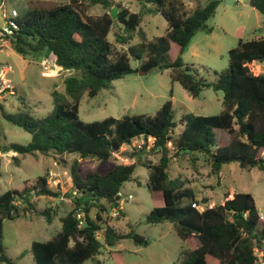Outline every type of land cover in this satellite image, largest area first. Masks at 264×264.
Returning <instances> with one entry per match:
<instances>
[{"label": "trees", "instance_id": "obj_1", "mask_svg": "<svg viewBox=\"0 0 264 264\" xmlns=\"http://www.w3.org/2000/svg\"><path fill=\"white\" fill-rule=\"evenodd\" d=\"M148 11L159 12L167 27L162 35L147 38L140 27L141 12L131 11L115 0H29L28 9L14 19L16 27L9 35L13 50L34 58L53 55V63L63 77L64 91L53 88L50 95L53 110L43 118H35L25 105L16 112H7L0 106V115L11 124L31 135L25 144L1 145L2 152L12 151L21 156L41 153L61 155L75 153L68 174L74 208L59 217L60 230L45 241H32L30 252L34 264H82L100 252L102 243L97 232L102 229L103 244L116 245L130 237L136 244L147 240L133 231L124 234L101 216L106 210L101 201L115 205L116 195L124 182L130 179L134 163L115 164L105 173L99 168L85 175L80 173V162L87 157L99 162L108 160L123 144L143 134L154 137L152 150H160L156 163L146 161L147 187L160 201L146 215L148 223L170 222L187 247L179 251L180 264H254L253 248L264 241V221L259 216L254 198L249 192H234L224 196L220 204L208 207V199L200 201L186 181L168 175L169 146L175 156L188 154L195 158L204 155L210 169L219 174L224 164L237 162L241 168L257 167L264 172V74H253L252 62L264 63V38L240 40L228 50L229 67L214 71L215 81L208 82L191 65L177 56L163 65L159 60L176 45L183 50L199 30L210 32L206 21L214 14L218 0H207L200 7L186 11L184 0H140ZM264 14V0H248ZM101 5L103 12L91 15L88 9ZM117 7V18L109 10ZM121 26L115 34L122 48L117 49L108 39L114 23ZM139 35L140 41L130 44ZM130 59L138 60L132 68ZM169 68L170 78L177 81L192 96L202 89L221 90L222 109L214 115L187 112L182 116V128L174 132L172 101L166 100L154 115L124 114L119 118L108 116L85 122L79 117V102L83 94L94 97L112 80L134 71ZM24 103V102H23ZM225 131L228 140L221 139L216 130ZM145 149V147L143 148ZM140 150V149H134ZM137 151H133V156ZM13 161L20 158L13 155ZM60 162V160H59ZM49 173L37 176L22 189L0 192V262L13 264L2 245L5 219L20 216L16 199L26 206L22 210L43 216L52 222L50 208L38 210L32 196L59 197L60 192L48 183ZM205 205L198 210L192 203ZM96 207L95 217L89 216ZM83 212V216H79Z\"/></svg>", "mask_w": 264, "mask_h": 264}, {"label": "rangeland", "instance_id": "obj_2", "mask_svg": "<svg viewBox=\"0 0 264 264\" xmlns=\"http://www.w3.org/2000/svg\"><path fill=\"white\" fill-rule=\"evenodd\" d=\"M6 8L11 7L22 16L28 9L29 0H5ZM63 3L66 0H52ZM131 11L141 12L140 27L147 38L162 35L167 22L156 11H148L150 5L144 6L140 0H115ZM186 11L203 6L207 0H184ZM103 12L101 5H94L88 9L91 15ZM262 14L252 7L248 0H218L214 14L206 21L210 32L197 31L189 44L181 51L176 45L159 62L161 65L173 61L179 56L183 63L191 65L206 81H215L214 71H223L229 67L228 50L236 47L240 40L247 41L264 38V24ZM121 26L114 23L108 39L117 49L122 46L116 41L115 34L121 32ZM140 41L139 35L130 41L135 44ZM10 63L13 67V85L15 94L0 98V106L7 112H16L24 105L29 108L35 118H43L53 110L50 90L53 88L64 91L63 76L66 71H59L57 75L47 77L41 74L40 61L46 60L53 64V55L34 58L23 56L14 51ZM132 68H137L138 60L130 59ZM253 74H264V63L252 62L249 65ZM23 76V80L20 77ZM223 92L212 88H204L197 97H192L177 81L170 78L169 68H153L145 73L138 69L121 78L112 80L108 88H102L94 97L83 94L79 102V117L85 122L101 120L112 116L119 118L124 114L154 115L159 107L168 99L172 101V118L177 123L173 128L178 132L182 128V116L187 112L197 115H214L222 109ZM24 102V103H23ZM216 134L224 140L229 135L222 130ZM31 139L30 133L21 127L11 124L0 115V192L8 189H22L29 185L37 176L49 173L48 183L60 192L59 197L32 196L34 206L40 210L50 208L53 214L51 223L43 216L22 210L25 202L17 198L16 205L21 211L15 219H5L2 228V245L6 255L13 264H34L30 252L32 241H45L60 230L59 217L73 209V193L68 167L71 161L79 158L75 153H63L58 156L43 155L41 153L21 156L12 151L2 152L1 145L18 143L25 145ZM129 143L122 145L117 153L108 160L99 162L87 157L80 162V173L99 168L101 173L107 172L115 164L134 163V171L129 180L120 188L121 197L131 195L129 200L115 205L104 201L106 210L101 216L108 220L118 231L127 234L133 231L142 235L147 244H136L130 237L122 238L116 245L103 244V232L100 229L97 237L102 243L100 252L88 258L82 264H180L179 251L187 247L186 243L177 235L173 225L168 221L148 223L146 215L160 201L154 197L147 187L148 169L143 164L146 161L156 163L161 155L160 150L152 148L134 150ZM133 151L136 154L131 156ZM13 155L20 158V162L13 161ZM168 175L179 177L186 181V186L193 190L195 197L207 198L208 204H220L228 191L249 192L252 194L258 210H264V172L257 167L241 168L237 162L224 164L219 174L210 169L208 159L204 155L195 158L188 154L175 156L169 146ZM56 164V162H59ZM119 215L111 217V208L118 210ZM97 208L93 207L89 216L94 218ZM83 216V212L80 214ZM0 264H7L0 262Z\"/></svg>", "mask_w": 264, "mask_h": 264}, {"label": "built area", "instance_id": "obj_3", "mask_svg": "<svg viewBox=\"0 0 264 264\" xmlns=\"http://www.w3.org/2000/svg\"><path fill=\"white\" fill-rule=\"evenodd\" d=\"M263 24H264V14H262ZM17 17V11L15 8L11 7L10 12L6 8V1L0 0V49L3 48L4 44L7 43L6 40L10 43L9 35L12 34L13 29L16 27L14 19ZM41 68V74L43 76L51 77L57 75L59 70L53 63L50 65L46 60L40 61L39 63ZM13 67L8 62H0V98H4L6 95H14V85L12 79ZM132 147L135 149H142L144 147L150 148L154 144V137L152 136H144L143 134L137 135L133 137L130 141ZM73 195L77 192L76 190L72 191ZM120 192L118 193V195ZM131 195L118 196V202L121 203L125 200H129ZM214 204H208V207H212ZM192 206L198 210H203L205 205L199 203H192ZM120 207L118 206V210L116 208H111L110 216L116 217L118 216ZM260 218L264 221V210H258ZM80 214H78V217ZM253 253L255 255L254 264H264V241H262L261 246H255L253 248Z\"/></svg>", "mask_w": 264, "mask_h": 264}, {"label": "crops", "instance_id": "obj_4", "mask_svg": "<svg viewBox=\"0 0 264 264\" xmlns=\"http://www.w3.org/2000/svg\"><path fill=\"white\" fill-rule=\"evenodd\" d=\"M262 38V37H261ZM7 43L4 44L3 48L0 49V62H6L8 60H11V56H13L14 53V50L13 48L11 47V44L8 42V40H6ZM65 76V75H64ZM63 76V77H64ZM23 76L20 77L21 80H23L24 78H22ZM14 78V76H12V79ZM14 154V152H12ZM58 156V155H56ZM60 162H56V164H59ZM71 182V181H70ZM234 192H237V191H234V190H230L228 191L227 193V198H231L233 193ZM223 200L220 202L222 203Z\"/></svg>", "mask_w": 264, "mask_h": 264}, {"label": "water", "instance_id": "obj_5", "mask_svg": "<svg viewBox=\"0 0 264 264\" xmlns=\"http://www.w3.org/2000/svg\"><path fill=\"white\" fill-rule=\"evenodd\" d=\"M117 12H118V8L117 7H112L110 10H109V14L111 16L112 19H116L117 18ZM141 73H145L146 71L145 70H140ZM118 194L116 195L115 199L118 200Z\"/></svg>", "mask_w": 264, "mask_h": 264}]
</instances>
